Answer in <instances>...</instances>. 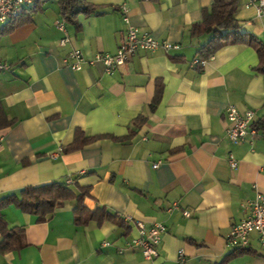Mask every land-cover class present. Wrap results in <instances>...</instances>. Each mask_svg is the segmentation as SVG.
<instances>
[{
    "label": "crops",
    "instance_id": "1",
    "mask_svg": "<svg viewBox=\"0 0 264 264\" xmlns=\"http://www.w3.org/2000/svg\"><path fill=\"white\" fill-rule=\"evenodd\" d=\"M88 1L102 13L80 14V28L67 22L65 46L56 26L58 0L40 3L30 21L10 32L0 24V60L11 65L0 70V105L10 121L0 118V198L73 178L67 185L76 193L87 189L85 205L99 214L76 221V198L45 221L9 205L4 217L10 228L22 229L24 244L0 250V264H218L234 250L227 242L232 223L246 215L257 191L264 193V128L235 143L225 118L230 104L254 109L256 122L264 118L259 54L229 43L206 66H192L209 35L193 36L191 28L214 0ZM246 1L237 18L264 44V15ZM131 26L181 48L139 51L113 71L101 61L81 70L64 63L72 49L87 58L116 52ZM158 84L161 96L152 108ZM87 137L93 139L71 148ZM174 202L181 209L169 211ZM102 209L113 218L102 219ZM138 221L166 226L155 260L128 245ZM248 249L224 264H264L257 234Z\"/></svg>",
    "mask_w": 264,
    "mask_h": 264
},
{
    "label": "built area",
    "instance_id": "2",
    "mask_svg": "<svg viewBox=\"0 0 264 264\" xmlns=\"http://www.w3.org/2000/svg\"><path fill=\"white\" fill-rule=\"evenodd\" d=\"M49 0H0V24H4L9 20L19 15L22 9L26 7H37L40 3ZM247 7H253L258 16L264 15V0H247ZM124 15L127 8L123 7ZM124 19L127 20L126 15ZM57 28L64 32V37L60 40L62 46L67 45L71 39L67 34V20L62 17L56 21ZM181 44L170 42L167 40H158L149 32H141L139 28L131 26L124 40L118 46L116 52L105 53L100 52L94 58H87L82 50L72 49L63 59L64 63L74 70H81L85 65L94 64L97 61L104 63L108 71H113L116 68L125 65L129 59L139 51L155 52L164 50L171 52L179 50ZM208 62V58L196 57L192 61V66L204 67ZM11 65L7 61L0 60V70H10ZM225 118L228 122L227 134L228 137L235 143H240L248 135L257 136L261 133V129L256 126V111L249 109L241 112L236 105L230 104L226 110ZM263 136H264V131ZM58 153H53L52 156H57ZM229 162L232 168H237L239 165L238 158L234 153H230ZM159 162L154 166L157 167ZM67 184L75 183V179L68 178ZM181 209L178 202H174L168 206V210ZM246 215L238 221H234L230 227L227 236L229 246L234 249L244 250L251 247L252 235L257 234L259 242L264 246V193L257 191L253 199L245 204ZM186 217L191 216L188 209L183 210ZM138 234L132 238L128 245L140 248L143 256L147 260H155L159 257L158 245L166 232V226L163 223L156 222L150 227L138 221ZM109 245V242H105ZM124 248H120L123 252ZM184 252L181 250L180 258L183 260Z\"/></svg>",
    "mask_w": 264,
    "mask_h": 264
},
{
    "label": "trees",
    "instance_id": "3",
    "mask_svg": "<svg viewBox=\"0 0 264 264\" xmlns=\"http://www.w3.org/2000/svg\"><path fill=\"white\" fill-rule=\"evenodd\" d=\"M157 1V0H150ZM62 17H65L67 22L75 24L80 28L78 16L80 14L92 15L101 14L97 6L90 3L88 0H58ZM241 0H214L211 9H205L201 21L193 24L191 34L193 36L199 33L209 35L208 41L200 46L198 54L201 58H209L219 48L229 43H244L253 46L260 57V63L256 70L264 73V44L262 40L255 34L249 33L242 29V22L237 18L240 9ZM36 7H26L21 13L4 23L2 32L7 33L31 20ZM162 85L158 84L156 96L151 104L155 108L160 100ZM0 118L4 119L6 124L10 121L6 120V115L0 105ZM144 118L140 120L143 121ZM256 126L264 128V118L256 122ZM79 132V131H78ZM93 137H87L82 142L76 138L71 148H77L84 143L89 142ZM89 193L87 189H82L80 193H76L70 186L61 181H55L48 184L27 186L18 194H7L0 198V233L2 239L0 241V250L8 251L14 245H23L21 241L22 229L20 227L10 228L7 220L4 217L3 210L9 205H15L21 210L36 215L38 221H45L54 213L56 207L64 200L76 198V207L74 209L76 221L85 223L91 218H95L99 212L90 211L85 205V197ZM102 219L113 218L112 214L102 209ZM86 215V217H84ZM101 219V220H102ZM250 252V249L238 250L226 254L218 264H224L232 257Z\"/></svg>",
    "mask_w": 264,
    "mask_h": 264
}]
</instances>
